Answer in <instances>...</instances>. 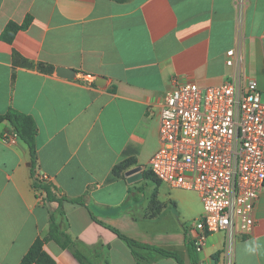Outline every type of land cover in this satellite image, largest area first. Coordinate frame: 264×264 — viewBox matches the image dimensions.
<instances>
[{"label": "crops", "instance_id": "obj_1", "mask_svg": "<svg viewBox=\"0 0 264 264\" xmlns=\"http://www.w3.org/2000/svg\"><path fill=\"white\" fill-rule=\"evenodd\" d=\"M245 2L239 14L237 0H0V115L15 111L36 126L31 158L18 136L15 144L2 141L14 131L0 120V264H19L46 234L50 214L95 264H137L118 235L177 258L148 264H222V232L190 250L202 214L198 195L144 173L159 147V110L173 79L221 85L234 71L225 53L239 46L241 71L264 97V0ZM26 17L28 27L11 43L1 39L8 23ZM57 67L74 70V79L57 77ZM125 162L122 177L111 178ZM136 167L141 178L127 182L124 173ZM32 174L47 179L55 201L35 190ZM43 250L55 264H79L51 241ZM233 257L264 264V188Z\"/></svg>", "mask_w": 264, "mask_h": 264}, {"label": "built area", "instance_id": "obj_2", "mask_svg": "<svg viewBox=\"0 0 264 264\" xmlns=\"http://www.w3.org/2000/svg\"><path fill=\"white\" fill-rule=\"evenodd\" d=\"M245 3L237 0L239 14ZM225 55L234 71L221 85L172 80L159 110V147L147 167L158 182L198 195L195 250L207 235L222 232V264H235V244L253 227L264 188V97L241 71V48ZM16 140V133L2 137L8 145Z\"/></svg>", "mask_w": 264, "mask_h": 264}, {"label": "trees", "instance_id": "obj_3", "mask_svg": "<svg viewBox=\"0 0 264 264\" xmlns=\"http://www.w3.org/2000/svg\"><path fill=\"white\" fill-rule=\"evenodd\" d=\"M117 3H124L128 0H112ZM30 17H26L21 25H17L15 23H8L5 29L1 34V39L6 43H11L14 35L17 31L26 29L30 23ZM14 59L19 58L17 54L13 55ZM25 64V61H22ZM38 69L43 72H52L53 68L49 66H44L42 64L38 65ZM0 120H6L10 123L13 128L14 133L28 146L31 158L34 155L35 148V135H36V126L33 119L27 115L15 112L8 111L3 115H0ZM129 165L128 162L119 163L116 165L111 171V178H121L122 173L125 168ZM144 177L147 179H151L157 182L154 179L152 174L147 171L144 173ZM32 184L35 190L41 191L44 195V200L46 201H55L56 198L52 191V186L50 183L44 180H39L36 175L32 174ZM73 203L77 205H81L80 200H75ZM121 240L125 242V244L131 249L133 258L137 264H148L153 261L158 256L162 257H172L176 258V256L169 251L156 248L149 245L139 244L125 236L118 235ZM55 243L60 249L67 250L71 253V255L75 258V260L79 264H95L90 261L84 253H82L77 244L71 239V237L66 234L64 231L60 230L58 224L56 223V214H50L48 220V228L46 234L42 238H36L34 242L29 247L28 251L20 260L19 264H55L53 259L43 250V245L46 242ZM195 247L191 245L190 250H194ZM96 250V249H95ZM217 256L214 255L215 258ZM98 257H101L99 254ZM193 262H195L194 257L192 256ZM107 264V263H106Z\"/></svg>", "mask_w": 264, "mask_h": 264}, {"label": "water", "instance_id": "obj_4", "mask_svg": "<svg viewBox=\"0 0 264 264\" xmlns=\"http://www.w3.org/2000/svg\"><path fill=\"white\" fill-rule=\"evenodd\" d=\"M55 74L59 78L74 79L76 72L72 69L57 67L55 69ZM100 81H101L100 78H96L95 83L98 84L100 83ZM140 170H141L140 167H136L126 171L124 173V176L127 178V182H132L134 180H137L138 178H141Z\"/></svg>", "mask_w": 264, "mask_h": 264}, {"label": "rangeland", "instance_id": "obj_5", "mask_svg": "<svg viewBox=\"0 0 264 264\" xmlns=\"http://www.w3.org/2000/svg\"><path fill=\"white\" fill-rule=\"evenodd\" d=\"M163 187L167 188V186L162 185ZM148 197L152 196V184H148ZM197 196V195H196ZM198 197V196H197ZM199 199V198H198ZM200 201V200H199Z\"/></svg>", "mask_w": 264, "mask_h": 264}]
</instances>
